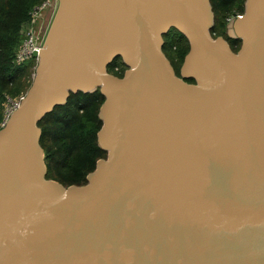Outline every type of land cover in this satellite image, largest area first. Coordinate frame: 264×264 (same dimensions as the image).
I'll return each instance as SVG.
<instances>
[{"label": "water", "instance_id": "water-1", "mask_svg": "<svg viewBox=\"0 0 264 264\" xmlns=\"http://www.w3.org/2000/svg\"><path fill=\"white\" fill-rule=\"evenodd\" d=\"M213 22L209 0H55L0 128V264H264V0L227 24L236 52ZM97 89L106 158L85 184L47 179L39 121Z\"/></svg>", "mask_w": 264, "mask_h": 264}, {"label": "trees", "instance_id": "trees-1", "mask_svg": "<svg viewBox=\"0 0 264 264\" xmlns=\"http://www.w3.org/2000/svg\"><path fill=\"white\" fill-rule=\"evenodd\" d=\"M44 0H0V122L6 96L16 98L25 94L35 71L36 61L28 59L15 64V54L23 41L22 29L30 21V12ZM214 22L210 29L213 38L222 36L236 52L240 38L227 34V18L242 14L245 0H209ZM162 51L170 61L177 76L189 44L176 28L163 34ZM127 66L116 57L107 66L109 73L122 77ZM193 83V79H186ZM104 96L99 89L93 92H70L65 104L57 105L38 123L41 129L40 145L44 151L47 179L64 186L82 185L99 159L107 151L98 144L97 132L102 121L99 109ZM1 128V127H0Z\"/></svg>", "mask_w": 264, "mask_h": 264}, {"label": "built area", "instance_id": "built-area-1", "mask_svg": "<svg viewBox=\"0 0 264 264\" xmlns=\"http://www.w3.org/2000/svg\"><path fill=\"white\" fill-rule=\"evenodd\" d=\"M55 5V0H44L40 5H37L32 9L30 12V23L31 26L29 28H23L21 33L23 36V41L19 46L15 58L14 63L19 65L27 61L28 59L34 58L37 62V58L33 57V52L39 53V50L43 47V41L45 36V30L48 25L52 10ZM43 11H48V18L44 24V29H37L35 27L36 21H40L43 18L44 13ZM240 14H233L227 18L228 23L235 19V17L239 16ZM22 96L12 98L6 96L3 102L2 108V119L0 122V127H3L8 120L10 119L13 112L18 108L21 103Z\"/></svg>", "mask_w": 264, "mask_h": 264}, {"label": "rangeland", "instance_id": "rangeland-1", "mask_svg": "<svg viewBox=\"0 0 264 264\" xmlns=\"http://www.w3.org/2000/svg\"><path fill=\"white\" fill-rule=\"evenodd\" d=\"M45 11H43L42 13H44ZM47 18H48V11H46L45 13H44V15H43V18L40 20V21H36V23H35V27L37 28V29H44V24H45V22H48L47 21ZM31 26V23H30V21L24 26L25 28H29ZM36 61V60H35Z\"/></svg>", "mask_w": 264, "mask_h": 264}]
</instances>
